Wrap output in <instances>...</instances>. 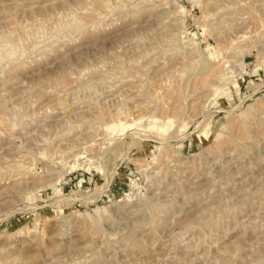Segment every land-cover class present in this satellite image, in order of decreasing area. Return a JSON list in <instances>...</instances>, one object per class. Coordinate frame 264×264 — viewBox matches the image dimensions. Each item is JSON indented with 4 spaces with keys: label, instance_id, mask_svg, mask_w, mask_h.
<instances>
[{
    "label": "rangeland",
    "instance_id": "1",
    "mask_svg": "<svg viewBox=\"0 0 264 264\" xmlns=\"http://www.w3.org/2000/svg\"><path fill=\"white\" fill-rule=\"evenodd\" d=\"M0 264H264V0H0Z\"/></svg>",
    "mask_w": 264,
    "mask_h": 264
},
{
    "label": "bare ground",
    "instance_id": "2",
    "mask_svg": "<svg viewBox=\"0 0 264 264\" xmlns=\"http://www.w3.org/2000/svg\"><path fill=\"white\" fill-rule=\"evenodd\" d=\"M112 127H113V125H112ZM112 129V128H111Z\"/></svg>",
    "mask_w": 264,
    "mask_h": 264
}]
</instances>
